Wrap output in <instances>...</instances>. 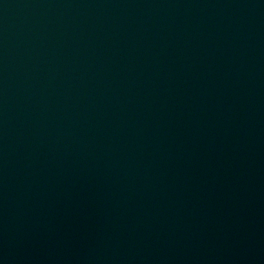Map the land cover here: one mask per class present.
I'll use <instances>...</instances> for the list:
<instances>
[{
	"label": "water",
	"instance_id": "1",
	"mask_svg": "<svg viewBox=\"0 0 264 264\" xmlns=\"http://www.w3.org/2000/svg\"><path fill=\"white\" fill-rule=\"evenodd\" d=\"M0 264H264V0H0Z\"/></svg>",
	"mask_w": 264,
	"mask_h": 264
}]
</instances>
